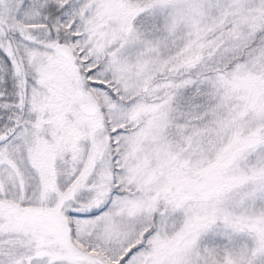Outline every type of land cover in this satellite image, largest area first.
I'll return each mask as SVG.
<instances>
[{"label": "snow or ice", "instance_id": "6c2138e0", "mask_svg": "<svg viewBox=\"0 0 264 264\" xmlns=\"http://www.w3.org/2000/svg\"><path fill=\"white\" fill-rule=\"evenodd\" d=\"M0 264H264V0H0Z\"/></svg>", "mask_w": 264, "mask_h": 264}]
</instances>
